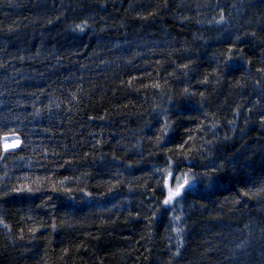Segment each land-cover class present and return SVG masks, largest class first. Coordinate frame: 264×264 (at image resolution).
Masks as SVG:
<instances>
[{
  "label": "trees",
  "instance_id": "trees-1",
  "mask_svg": "<svg viewBox=\"0 0 264 264\" xmlns=\"http://www.w3.org/2000/svg\"><path fill=\"white\" fill-rule=\"evenodd\" d=\"M0 264H264V0H0Z\"/></svg>",
  "mask_w": 264,
  "mask_h": 264
},
{
  "label": "rangeland",
  "instance_id": "rangeland-1",
  "mask_svg": "<svg viewBox=\"0 0 264 264\" xmlns=\"http://www.w3.org/2000/svg\"><path fill=\"white\" fill-rule=\"evenodd\" d=\"M10 142V144L7 146V144ZM4 146L6 151L16 149L20 145V141L15 136H9L4 138Z\"/></svg>",
  "mask_w": 264,
  "mask_h": 264
},
{
  "label": "water",
  "instance_id": "water-1",
  "mask_svg": "<svg viewBox=\"0 0 264 264\" xmlns=\"http://www.w3.org/2000/svg\"><path fill=\"white\" fill-rule=\"evenodd\" d=\"M180 191H181V188L179 189V193H180ZM167 192H168L167 197H166V199L164 200V203H163L164 208H167L169 202H170L173 198H175V197L177 196L176 194H171L170 189H168Z\"/></svg>",
  "mask_w": 264,
  "mask_h": 264
},
{
  "label": "snow or ice",
  "instance_id": "snow-or-ice-1",
  "mask_svg": "<svg viewBox=\"0 0 264 264\" xmlns=\"http://www.w3.org/2000/svg\"><path fill=\"white\" fill-rule=\"evenodd\" d=\"M176 195H179V188L177 189V191H176V193H175Z\"/></svg>",
  "mask_w": 264,
  "mask_h": 264
},
{
  "label": "bare ground",
  "instance_id": "bare-ground-1",
  "mask_svg": "<svg viewBox=\"0 0 264 264\" xmlns=\"http://www.w3.org/2000/svg\"><path fill=\"white\" fill-rule=\"evenodd\" d=\"M4 146H5V145H4ZM4 146H3V147H4ZM5 147H6V146H5ZM5 147H4V150L6 151Z\"/></svg>",
  "mask_w": 264,
  "mask_h": 264
},
{
  "label": "built area",
  "instance_id": "built-area-1",
  "mask_svg": "<svg viewBox=\"0 0 264 264\" xmlns=\"http://www.w3.org/2000/svg\"><path fill=\"white\" fill-rule=\"evenodd\" d=\"M10 144V142L7 144V146Z\"/></svg>",
  "mask_w": 264,
  "mask_h": 264
}]
</instances>
